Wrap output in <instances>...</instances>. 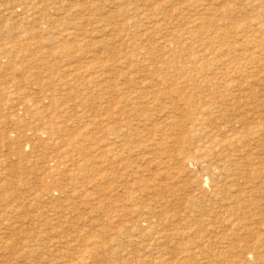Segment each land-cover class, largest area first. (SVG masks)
Wrapping results in <instances>:
<instances>
[{
    "label": "rangeland",
    "instance_id": "1",
    "mask_svg": "<svg viewBox=\"0 0 264 264\" xmlns=\"http://www.w3.org/2000/svg\"><path fill=\"white\" fill-rule=\"evenodd\" d=\"M263 262L264 0H0V264Z\"/></svg>",
    "mask_w": 264,
    "mask_h": 264
},
{
    "label": "bare ground",
    "instance_id": "2",
    "mask_svg": "<svg viewBox=\"0 0 264 264\" xmlns=\"http://www.w3.org/2000/svg\"><path fill=\"white\" fill-rule=\"evenodd\" d=\"M157 7V6H156ZM206 11V10H205ZM176 12V11H175ZM206 15V14H205ZM202 20V19H201ZM206 23V22H205ZM169 25V24H168ZM212 25V24H211ZM214 25V24H213ZM228 26V25H227ZM241 30V29H240ZM58 35V34H57ZM59 41V40H58ZM53 46V45H52ZM88 54V53H87ZM232 66V65H231ZM116 68V67H115ZM19 72V71H18ZM255 74V73H254ZM59 82V81H58ZM86 83V82H85ZM19 84V83H18ZM242 101V100H241ZM125 114V113H124ZM229 115V114H228ZM230 117V116H229ZM122 122V121H121ZM204 122V121H203ZM77 124V123H76ZM148 147V146H147ZM58 150V149H57ZM259 150V149H258ZM238 159V158H237ZM25 163V162H24ZM207 179V178H206ZM260 189V188H259ZM261 193V192H260ZM247 195V194H246ZM248 196V195H247ZM223 199V198H222ZM255 199V198H254ZM237 200H239V199H237ZM243 200V199H242ZM252 201V200H251ZM241 202V201H240ZM245 204V203H244ZM250 206V205H249ZM243 207V206H242ZM246 208V207H245ZM244 208V209H245ZM253 208H254V205H253ZM169 209V208H168ZM243 209V211H245ZM242 210V209H241ZM234 211V210H233ZM247 220V219H246ZM243 221V220H242ZM244 222V221H243ZM237 223V222H236ZM236 227V226H235ZM253 239V238H252ZM263 240V239H262ZM261 241V240H260ZM239 242V241H238ZM101 249V248H100ZM251 249V248H250ZM184 250V249H183ZM258 250V249H257ZM92 255V254H91ZM262 255V254H261ZM169 256V255H168ZM262 259V258H261ZM248 260V259H247ZM264 263V262H263Z\"/></svg>",
    "mask_w": 264,
    "mask_h": 264
}]
</instances>
